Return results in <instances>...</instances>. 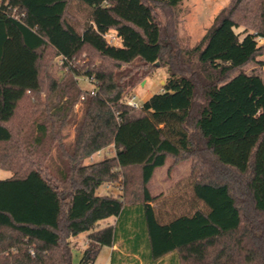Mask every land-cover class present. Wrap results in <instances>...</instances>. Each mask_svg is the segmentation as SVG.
<instances>
[{
	"label": "trees",
	"instance_id": "trees-1",
	"mask_svg": "<svg viewBox=\"0 0 264 264\" xmlns=\"http://www.w3.org/2000/svg\"><path fill=\"white\" fill-rule=\"evenodd\" d=\"M184 1L0 3V169L12 173L0 180V264H75L73 240L83 233L81 264L115 246L110 264H264V78L244 70L264 66L256 59L264 0H230L186 51L196 77L165 59L156 17L157 7ZM110 31L120 45L108 42ZM55 57L68 69L59 79ZM159 62L168 73L162 90L130 106ZM79 76L95 89L83 90ZM108 148L113 156L86 163ZM170 157L199 165L188 211H179L183 201L165 211L149 190ZM121 177V195L99 193Z\"/></svg>",
	"mask_w": 264,
	"mask_h": 264
},
{
	"label": "rangeland",
	"instance_id": "rangeland-1",
	"mask_svg": "<svg viewBox=\"0 0 264 264\" xmlns=\"http://www.w3.org/2000/svg\"><path fill=\"white\" fill-rule=\"evenodd\" d=\"M3 0H0V3ZM230 3V0H185L183 3L175 8H156V17L161 23L165 32V46H167L165 59L168 60L175 57V63L177 66H182L183 70L198 76L200 71L195 62L191 60L187 64H183L184 61L189 60V56L186 51L192 49L195 45L199 44L207 31L212 27L216 17L226 8ZM245 26H240L237 31H242ZM255 32V31H254ZM116 34L114 31L109 32L110 37H114ZM116 37V36H115ZM109 38L107 37V40ZM111 39V38H110ZM109 39V40H110ZM108 40V41H109ZM258 42L262 46L264 45V38L258 37ZM116 45H120L121 41L118 38L114 39ZM90 58V54L85 52L81 54L80 58L73 62V67L77 70L79 66H83ZM257 61H264V53L258 56ZM125 69H131V67H124ZM52 73L56 79L62 77L64 73H67L68 69L64 68L61 58L55 57L52 62ZM247 73H256L264 78V66H260L258 63L253 62L244 68ZM151 74L146 77L133 91L136 102L140 105L144 103L146 98L160 92L166 83L168 78L167 68L160 62L150 68ZM80 86L83 90L91 91L95 89L91 78L86 76H79L77 78ZM164 82V83H163ZM129 97V98H130ZM200 99V98H199ZM84 105L79 102L76 106V114L78 119L81 118ZM67 144H71L74 140L75 128L69 129ZM112 148L104 149L100 155L94 154L91 158L86 160V163L97 162L108 157L113 156ZM52 161L48 164L53 168L60 163V151L57 148L53 149L51 155ZM199 165L195 166L194 158H184L177 160L170 157L165 166L156 170L152 181L149 184V190L153 196H159V203H164V210L179 208L180 201H183L184 205L179 211H188L189 199L192 194V181L197 177L199 172ZM135 176L132 178L133 186L129 189L130 192L136 193L138 180L136 181V170L132 171ZM201 173V172H199ZM12 176L10 171L0 169V180L7 179ZM124 178L121 177L119 182L106 184L103 186V194L111 193L114 196H119L122 193V184ZM156 205V204H155ZM115 219L110 218L102 222V226L110 223H114ZM87 246L86 233L79 235V238L75 240V247L73 248V262L75 264H81L80 261L83 256V251ZM110 247H103L95 264H109Z\"/></svg>",
	"mask_w": 264,
	"mask_h": 264
},
{
	"label": "built area",
	"instance_id": "built-area-1",
	"mask_svg": "<svg viewBox=\"0 0 264 264\" xmlns=\"http://www.w3.org/2000/svg\"><path fill=\"white\" fill-rule=\"evenodd\" d=\"M115 36H116V35H115ZM115 36H114V37H110V36H109V33L106 34V38H107V37H108L109 39L111 38L110 40L108 39V40H109L108 42H109L110 44H115V43H114V39L117 38V37H115ZM115 45H116V44H115ZM135 100H136V97L133 96V97L129 98L127 102H128V104H129L130 106H133V107H139V104H138ZM100 153H101V152H98L97 155H100Z\"/></svg>",
	"mask_w": 264,
	"mask_h": 264
},
{
	"label": "crops",
	"instance_id": "crops-1",
	"mask_svg": "<svg viewBox=\"0 0 264 264\" xmlns=\"http://www.w3.org/2000/svg\"><path fill=\"white\" fill-rule=\"evenodd\" d=\"M163 83H164V82H163ZM150 97H151V96H150ZM150 97H149V98H150ZM149 98H146V100L149 99ZM146 100H145V101H146ZM161 168H162V167H161ZM157 170H158V169H157ZM102 192H104V188H103V187H101L100 190H99V193H100V194H102ZM110 224H113V223H110ZM77 238H79V237H77ZM77 238H75V239L73 240L74 243H75V240H77ZM115 248H117V247L115 246V247H113V248H110V249H111V252H110V255H109V264H110V257H111L112 250L115 249Z\"/></svg>",
	"mask_w": 264,
	"mask_h": 264
},
{
	"label": "water",
	"instance_id": "water-1",
	"mask_svg": "<svg viewBox=\"0 0 264 264\" xmlns=\"http://www.w3.org/2000/svg\"><path fill=\"white\" fill-rule=\"evenodd\" d=\"M158 64V63H157Z\"/></svg>",
	"mask_w": 264,
	"mask_h": 264
}]
</instances>
